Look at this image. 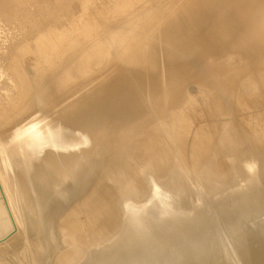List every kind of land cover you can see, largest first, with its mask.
Returning a JSON list of instances; mask_svg holds the SVG:
<instances>
[{"label":"bare ground","instance_id":"1","mask_svg":"<svg viewBox=\"0 0 264 264\" xmlns=\"http://www.w3.org/2000/svg\"><path fill=\"white\" fill-rule=\"evenodd\" d=\"M80 1L0 0V264H264V0Z\"/></svg>","mask_w":264,"mask_h":264},{"label":"rangeland","instance_id":"2","mask_svg":"<svg viewBox=\"0 0 264 264\" xmlns=\"http://www.w3.org/2000/svg\"><path fill=\"white\" fill-rule=\"evenodd\" d=\"M40 1H43V0H40ZM57 1H58V0H57ZM81 1H82V0H81ZM81 1H80V2H81ZM35 2H36V3H39V0H37V1L35 0ZM60 2L63 3V4L65 5L66 0H62V1L60 0ZM77 2L79 3V1H77ZM83 2H84L85 5L87 4V7H88V4H89V6H90L89 8H91V6L93 7V4H96V5H94V6L97 7V6L99 5L98 2H100V0H99V1H97V0L92 1V0H91L90 3H92V5L89 3V1L83 0ZM61 3H60V4H61ZM67 3H69V1H67ZM67 3H66V4H67ZM100 3H101V2H100ZM40 4H41V3H40ZM23 5H24V4H23ZM74 6H76V5L74 4ZM93 8H94V7H93ZM10 9H11V8H10ZM10 9H9V10H10ZM11 10H12V9H11ZM62 13L65 14L64 11H63ZM4 20H5V19H4ZM12 22H13V24L18 23V22H16V21L13 20V19H12ZM11 25H12V24H11ZM19 26H21V24H19ZM1 86H2V81L0 80V102H1V101H4V98L10 96V93H9L8 91H5L4 89H2ZM1 92L3 93V95H1V94H2Z\"/></svg>","mask_w":264,"mask_h":264}]
</instances>
